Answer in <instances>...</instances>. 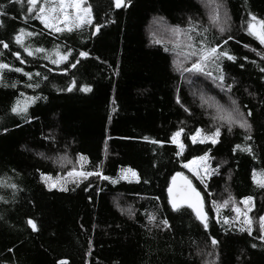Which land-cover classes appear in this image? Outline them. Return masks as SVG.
<instances>
[{
	"label": "trees",
	"instance_id": "obj_1",
	"mask_svg": "<svg viewBox=\"0 0 264 264\" xmlns=\"http://www.w3.org/2000/svg\"><path fill=\"white\" fill-rule=\"evenodd\" d=\"M220 2L227 18L223 32L207 21L199 0H125L120 8L113 0H86L93 18L87 28L50 33L35 19L36 9L28 13L27 0H0L5 6L0 41L8 45L0 44V63L10 66L0 69V264H264L258 225L251 236L239 231L232 208L223 206L251 197L252 215L264 213V46L248 30L249 23L264 22V0ZM155 18L185 28L196 57L201 41L205 47L219 44L218 52L231 54L233 61L220 57L217 62L231 90H222L219 80L204 74L189 75L188 80L180 75L170 43L149 37ZM20 29L26 36L17 44ZM25 47L34 55L28 56ZM36 48L71 49L69 60L80 62L65 71L69 61L53 65ZM80 51L89 55L80 58ZM17 67L33 73L32 79L15 72ZM205 71L218 75L211 61ZM37 72L47 79L36 77ZM73 82V90L67 91ZM28 83L39 87H26ZM81 85L91 91L81 92ZM192 88L208 89L221 104L232 99L246 114L250 110L251 131L215 125ZM32 96L40 98L29 104L26 116L11 112L19 99ZM197 127H219L218 143L193 144L188 137ZM180 128L185 130L182 149L170 141ZM205 152L216 169L206 182L207 191L182 166ZM81 155L82 170H99L110 179L92 176L69 183L66 190L45 185L42 173L56 176L74 168ZM122 168L135 171L136 179L113 180ZM177 170L201 191L207 230L188 207L171 209L166 187ZM212 200L222 206L219 215ZM148 214L155 216L152 223ZM163 219L168 228L159 223ZM210 236L219 241L217 247Z\"/></svg>",
	"mask_w": 264,
	"mask_h": 264
},
{
	"label": "snow or ice",
	"instance_id": "obj_2",
	"mask_svg": "<svg viewBox=\"0 0 264 264\" xmlns=\"http://www.w3.org/2000/svg\"><path fill=\"white\" fill-rule=\"evenodd\" d=\"M9 2L10 3H20V0H9ZM85 2L86 0H70L67 6L76 10V14L74 17L71 15H64L65 0H59L58 10L57 8L48 7L46 4H39L38 5L39 10L36 11L35 13V19L39 20L41 24L44 25L45 28L53 29L57 33L64 30L62 27L58 26L57 22H59V24L64 25V26L71 25V27H67V31H72L73 27L80 28L81 25L83 24H91L93 22V18L91 15L92 9L90 7H81V5L84 4ZM113 2L116 8H120L122 5L125 4V0H113ZM27 4H28V13L29 14L33 13L34 9L37 7V0H27ZM4 7L5 6L3 4H0V14H3L2 10L4 9ZM251 18L255 19V17H251ZM100 27H101L100 25H97L96 31H99ZM248 30H249V33L255 36L256 39L259 41V43L262 46H264V22H262L261 31L257 32L254 24L252 23L248 24ZM220 31L223 32L224 28L221 27ZM20 32L23 33L24 29H20ZM92 34L95 35L96 33L93 32ZM28 35H33V33H28ZM189 39H191V37H189ZM228 39H232V37L229 36ZM15 40L17 44H20L21 36L17 35L15 37ZM224 43H226V41ZM0 44H3L4 48L8 47V45L4 43L3 41H0ZM220 47L221 46L219 44L205 47L204 42L201 41L199 58L196 59V61L191 64V67H186L183 69V71L190 72V73L191 72L203 73L204 75L211 77L213 80H219V86L221 87L222 90L225 89V87L228 90H231L232 85L225 84V80H226L225 74L223 72V69L218 65L217 62L220 57H226L230 61H233L235 58L231 54L225 51L218 52V48ZM24 51L27 53L28 56L34 55V52L27 47L24 48ZM35 53H45L44 59L49 60L50 63L53 65H60L62 62L66 60L69 61L68 65L65 66V69H64L65 71H67L68 66L76 67V65L80 62L79 59H77L75 63H72V61L69 60V56L71 55V49H68L63 53H61L58 50L52 53H47L46 50L43 48H36ZM13 55H15L17 59H20L21 64L25 63V61L21 59L20 54L18 52L13 53ZM53 55L55 56V58H52ZM88 55L89 53L85 51L79 52L80 58H86ZM190 55L196 56L197 53L193 51ZM257 55H261V53L258 52ZM261 59H264V55H261ZM208 61H211L213 65H216V71L218 75L213 76L212 72L205 71L206 62ZM9 67L10 66L6 63H0V69H8ZM241 67H243V65H241ZM14 71L17 73H22L25 77H28L29 80L32 79L33 73L25 72L22 68L17 67L14 69ZM49 71H51V69H49ZM260 71L264 72V68H261ZM34 75L41 79H45V80L47 79V76H42L41 73L39 72L35 73ZM2 83L3 81L0 80V84ZM74 84L75 82H73L72 84H69L66 90L72 91ZM4 86H7V85H4ZM15 86H16L15 83H13L12 87H15ZM26 87L35 88V87H39V84L28 83L26 84ZM79 90L81 92L87 93L91 91V88L88 85H81ZM23 95L24 94L21 93V96ZM39 98L40 97L32 96V97H25L23 103H21L20 101H17V103L13 105V107L11 108V112L17 115L26 116L29 104ZM176 102L178 104H181V107H184L179 96H177ZM232 103L234 107L232 108L231 112L228 114V118H227L228 130L231 131L233 126H238L239 128L244 129L247 132H250L252 125L249 122L248 117L252 115L251 111L249 110L246 114L245 112L241 111L238 106H235L236 104L235 101H233ZM184 110L186 112L188 111L186 107L184 108ZM113 111H115V109H113ZM4 131L6 132L7 129H5ZM184 131H185L184 128H180L179 130L173 132L170 137L171 143L178 145V147L181 149L184 147V144L179 141V138L181 137V134ZM201 133H202L201 128L197 127L195 129V133L190 135L188 139H190L193 144H196L197 142L204 143L205 141H208L212 145H215L218 143V137L221 135V129L217 127L215 131L209 134L203 135V136L201 135ZM144 139L147 140L148 138L145 137ZM245 139L250 140L251 136H246ZM152 143L162 144L163 142L152 141ZM248 150L250 151V148ZM176 154L179 156L180 152L178 151ZM80 159H83L82 155L80 156ZM196 161L204 162L203 163V170L205 173L204 176H201L200 174L201 169L199 167L196 168V170L194 171V175H196L201 180V183H204V181L207 178H209L211 175L215 173L216 169H212L209 167V153L208 152H205L201 156L194 157L192 160H187V162L183 164V167L189 169V171H193L192 165ZM127 171L131 172L133 176L136 175V173L133 172L131 169H127ZM65 176L68 178H71V182L75 184H79V182L83 180H88L89 177H92V176H97L102 180L110 179V177L103 175L102 172H100L99 170L97 171H77L76 169H72L66 172ZM42 178L45 179L46 181L51 180L50 175L46 176L43 173H42ZM177 178H181L184 181L185 185L189 189L188 193H181V192H177L174 190V186H175V182L177 181ZM57 179L58 180L60 179L59 176L57 177ZM171 179H172V184L169 185L167 192H168V198H169L168 202L171 205L173 211H180V208L178 206V200L180 199L185 200L187 202L188 207L195 214L196 220L199 221L204 226L205 230H207L209 218L204 208L205 201L202 199L200 192H198L195 188H193L191 185V182H189L186 177H183L182 173L180 172L175 173V175H173ZM254 181H255V176H254ZM67 182H68L67 180L64 181V183H67ZM112 182L115 183V181H112ZM260 186L264 187V181H260ZM8 187L15 189L17 186L14 184H9ZM51 187L53 188L57 187V184L53 183ZM89 187H91V184H89ZM62 190H66V189L62 187ZM87 190L88 189L86 188L85 191ZM207 190H208V185H205L204 191H207ZM211 195L212 194L209 192L208 196L211 197ZM251 200L252 198L248 197V198L241 200V203L247 205L248 202ZM212 205H213V209L219 215V210H220V207L222 206L219 205L216 200H212ZM227 205H228V201H225L223 206L226 207ZM232 211L237 214V217L242 214L244 217V224L247 225V228L241 227L239 231L243 232L247 230L248 234L251 236L252 235V223L248 216V212L251 211V208H248L247 211H244L243 213H241V209L236 207L235 203H233ZM223 219H224V223L226 224L229 223L228 217L225 216ZM154 220H155V216L153 214H148L149 223H152ZM259 221H260V235L258 239L264 242V215H261L259 217ZM217 222H219V219ZM159 223L163 225L164 228H168L170 226L169 222L166 219L160 220ZM27 224L34 231L36 230V225L32 219H28ZM209 239L211 240V245L213 246V248L218 246L219 241L216 238L210 236ZM90 246H91V242H90ZM252 247L255 248L257 247V245L252 244ZM206 264H215V260L211 262H206Z\"/></svg>",
	"mask_w": 264,
	"mask_h": 264
},
{
	"label": "rangeland",
	"instance_id": "obj_3",
	"mask_svg": "<svg viewBox=\"0 0 264 264\" xmlns=\"http://www.w3.org/2000/svg\"><path fill=\"white\" fill-rule=\"evenodd\" d=\"M203 6V13L205 18L207 19V21H209L215 28L216 25L218 27H223L226 28L227 27V18L225 16L223 7H222V3L220 2V0H199ZM70 2V0H65V12L64 15H71V16H75L76 14V10L68 7V3ZM39 4H46L48 7L50 8H59V0H37V7L35 8L36 11L39 10L38 5ZM81 7H88L86 2L84 4L81 5ZM51 15V13H50ZM58 23V26L62 27L64 30H67V27H71V25L68 26H64ZM254 24L256 31L259 32L261 31V23L260 22H256V23H252ZM90 24H83L81 25L80 28H75L73 27L72 30L75 29H85L89 26ZM44 26V25H43ZM50 33H56L53 29L50 28H46ZM63 31V30H62ZM148 32L150 34V38L155 41H163L164 43L168 42L170 43L171 46V50H172V60L174 62V66L177 68V71L183 74V75H188L187 80L190 78L189 75H203V73H195V72H184L183 69L186 67H191V64L193 62L196 61V59L199 58L196 56H192L191 54V46H190V39L188 37L187 31L185 28L182 27H176V26H171L168 25L166 22H164L163 20H159V19H153L150 22V26L148 28ZM26 36L25 33L21 34V37L24 38ZM58 49H54L52 51H49L47 53H52L54 51H57ZM59 51V50H58ZM55 58V56H54ZM180 68V69H179ZM215 88H216V83L213 82ZM197 86V85H196ZM201 87V86H199ZM192 94H197L198 97H200L201 102L203 103V105L205 106L206 109H209L208 111L210 112V116L212 118L213 121H215V125H219V124H224V125H228L227 123V118H228V114L231 112L232 108L234 107L233 105V100L229 99L226 97L225 104H221L216 100V96L210 92L208 89L204 90V91H199L198 89L196 90L195 88L191 89ZM18 101H20L21 103H23L24 99H19ZM17 103V102H16ZM236 106V104H235ZM216 127L213 128V130L211 131H205L202 130L201 135H206L209 134L213 131H215ZM180 141V138H179ZM208 142V141H205ZM181 149V148H180ZM198 157V156H197ZM193 159V158H192ZM190 159V160H192ZM62 163L64 165L68 164L69 162L68 160L63 157L61 159ZM186 163V162H185ZM203 163L201 161H196L193 165H192V169L193 171H189V169L184 168L189 174H191L192 176H194L195 178H197V180L201 183V180L194 175V171L196 170V168H200L201 169V176H204V170H203ZM84 164V160L80 159V157L77 158V161L75 163V167L74 168H69V169H65L63 171V173H60L56 176H51V180H45L43 179V181L45 182V185L47 184V187L49 188H53L51 187V185L53 183L57 184V187L54 188H66L67 185L69 183H71V178H68L65 176V173L72 170V169H76L77 171H84L82 170V166ZM184 164V163H183ZM182 164V166H183ZM63 165V166H64ZM66 165V166H68ZM64 166V167H66ZM209 167L214 169L211 164H210V157H209ZM127 169L129 168H122L119 171V174L117 176V178L113 179V180H120V179H125V180H134L136 179V175L133 176L131 172H128ZM133 171V170H132ZM135 172V171H133ZM49 176V175H46ZM59 176V180L57 179V177ZM209 178H207L204 183H201L203 186L206 185V182ZM260 179L258 177H256V180ZM67 180V183H64V181ZM248 198V197H246ZM245 199V198H244ZM243 200V199H242ZM232 204L233 203H229L228 205L232 208ZM236 207L241 209V213H243L244 211H247L248 208H251V211L253 209V200L249 201L248 204H243L240 202L235 203ZM251 211L248 212V216L249 219L251 220L252 223V228L254 227L255 224H257L258 229L260 231V221L259 218L254 217V215H252ZM233 213V220L239 224L241 227L247 228V225L244 224V217L243 215H239L237 217V214ZM264 215V213H263Z\"/></svg>",
	"mask_w": 264,
	"mask_h": 264
},
{
	"label": "water",
	"instance_id": "obj_4",
	"mask_svg": "<svg viewBox=\"0 0 264 264\" xmlns=\"http://www.w3.org/2000/svg\"><path fill=\"white\" fill-rule=\"evenodd\" d=\"M177 172L182 173V176H183V177H186L187 180H188L189 182H191L192 187L195 188L198 192H200L201 197H202V199L204 200L201 191L195 186V184L193 183V181H192V180H191L186 174H184L182 171H179V170L175 171V172L171 175V177H170V179H169L168 185H167V187H166V195H167V199H169V198H168V192H167V189H168L169 185L172 184V179H171V178H172V176L175 175V173H177ZM174 190L177 191V192H181V193H188V192H189V189L187 188V186L185 185L184 181H183L181 178H177V181L175 182ZM168 203H169V202H168ZM169 205H170V204H169ZM178 206H179V207H183V206H184V207H188L187 202H186L185 200H183V199L178 200ZM170 207H171V205H170ZM188 208H189V207H188ZM204 208H205V204H204ZM171 209H172V207H171ZM189 209H190V208H189ZM172 210H173V209H172ZM191 211H192V210H191ZM205 211H206V209H205ZM193 214H194V213H193ZM194 215H195V214H194Z\"/></svg>",
	"mask_w": 264,
	"mask_h": 264
}]
</instances>
